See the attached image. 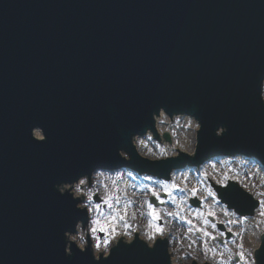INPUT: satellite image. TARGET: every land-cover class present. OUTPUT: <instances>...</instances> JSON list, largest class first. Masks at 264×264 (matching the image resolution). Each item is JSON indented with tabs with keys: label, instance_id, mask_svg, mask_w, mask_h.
Returning <instances> with one entry per match:
<instances>
[{
	"label": "water",
	"instance_id": "water-1",
	"mask_svg": "<svg viewBox=\"0 0 264 264\" xmlns=\"http://www.w3.org/2000/svg\"><path fill=\"white\" fill-rule=\"evenodd\" d=\"M262 78L264 0H0V264H92L64 255L63 232L84 216L53 186L97 168L168 179L218 157L264 166ZM161 107L201 123L194 158L135 155L130 137ZM213 187L239 216L259 206L235 182ZM157 241L121 244L102 264H168ZM258 247L264 264V233Z\"/></svg>",
	"mask_w": 264,
	"mask_h": 264
},
{
	"label": "rangeland",
	"instance_id": "rangeland-1",
	"mask_svg": "<svg viewBox=\"0 0 264 264\" xmlns=\"http://www.w3.org/2000/svg\"><path fill=\"white\" fill-rule=\"evenodd\" d=\"M181 127L176 125L175 128L163 133L169 136V142L164 141L163 136L158 138L154 136L153 140L161 144H175ZM241 158L242 162L223 157L188 168L193 171L195 178L196 185L193 188H188L186 180L180 177L181 170L177 171L178 169L170 171L171 175L169 174L168 179H158L129 168L112 171L113 175L119 173V179L115 180L114 185H109L111 196L109 202H104L109 194L101 189L95 195L99 202L93 200V204L99 207L93 208L88 214L89 220L94 215L103 223V229L97 228L96 237L102 242L105 237L123 235L135 229L134 233L141 240L152 236L156 240L166 239L170 247L189 251L195 248L201 253L206 251L212 264L223 262L225 257L219 254L225 245L237 253L241 249L255 250L259 245V239L251 236L250 232H258V237L264 233V214H262L264 213V166L256 165L253 157ZM216 160L220 162L217 163ZM250 166L262 171L263 179L260 184H256L252 177L248 176L247 170ZM228 181L237 183L259 202L254 215L239 216L220 202L211 184L223 187ZM131 193L136 195L133 196ZM151 197L154 198L155 205L150 202ZM194 198L200 202L198 208L192 207L189 203ZM80 199L83 200L85 197L81 196ZM149 206L156 212V218L150 215ZM217 224L222 225L232 237L225 238L224 233L217 229ZM169 226L173 231L176 228L180 229L178 237H173L171 232L165 231ZM248 236L250 239L247 240ZM220 239L222 243L217 242ZM235 257L240 262V255ZM194 258L199 264L206 263L203 262L204 258ZM174 264L179 263L175 260Z\"/></svg>",
	"mask_w": 264,
	"mask_h": 264
},
{
	"label": "clouds",
	"instance_id": "clouds-1",
	"mask_svg": "<svg viewBox=\"0 0 264 264\" xmlns=\"http://www.w3.org/2000/svg\"><path fill=\"white\" fill-rule=\"evenodd\" d=\"M259 102L261 107L264 108V78L259 81ZM151 121V129L146 128L143 135L137 133L130 137L129 143L135 155L138 158L141 156L143 157L139 159L147 161L148 157H152L154 159L149 161L150 163L163 161L174 153L177 145L186 147L191 154V158L196 156L198 144L197 136L202 127L198 119L189 114L182 113L172 114L170 116L166 113V110L161 107L151 114ZM176 125H181L184 128V144H181L179 140L172 145L167 143H156L153 140V128L161 129V136H163L164 132H168L170 129L175 128ZM37 130L42 134L39 135V139L34 136V132H37ZM226 131L227 129L225 127H217L214 135L220 138ZM30 137L36 143H43L46 141V134L40 127L32 128ZM117 155L124 162L130 160L129 154L124 150H118ZM117 179H119V173L113 175L112 171L110 172L106 169L97 168L90 173L77 176L71 182L60 183L53 186L60 196L67 194L72 201L76 202V210L82 212L84 216L83 220H77L75 222L71 230L63 232V253L66 257L72 256L73 249H75L81 254H85L86 252L89 253L92 264H102V261L109 260L112 251L121 244L124 246H131L134 242H139L148 251L154 250L157 246L158 241L152 236H148L146 239L141 240L134 235L135 229H133L132 232H125L123 235L117 234L113 237H105L102 242L96 237L95 233L97 228L103 229V223L94 215L91 220H89L88 214L92 212L93 208L99 207L93 204V196L99 193L101 189H103L106 194H109V185H114ZM131 195L135 196L136 193H131ZM81 196L85 197V199L81 200ZM110 198L111 196L109 194L104 202L108 203ZM117 201H119L118 197ZM78 205L79 210L77 207ZM109 206L111 207V205ZM84 209L87 211H84ZM165 231L171 232L173 237H178L180 229L176 228L175 231H173L171 226H169ZM141 235H143V233H141ZM250 235L259 239L258 232H250ZM159 242L164 243L163 240ZM260 249L261 247H257L255 250L241 249V251L237 253L234 252L232 248L228 247V245H225L219 255L225 257L222 264H232L234 257L238 254L241 257L238 264H258L257 253ZM191 254L195 256V248H193ZM166 256L168 258V264H170V260H173V258L170 256V249L167 245ZM175 259H179V254Z\"/></svg>",
	"mask_w": 264,
	"mask_h": 264
},
{
	"label": "bare ground",
	"instance_id": "bare-ground-1",
	"mask_svg": "<svg viewBox=\"0 0 264 264\" xmlns=\"http://www.w3.org/2000/svg\"><path fill=\"white\" fill-rule=\"evenodd\" d=\"M182 129L180 130V135H179V138L178 140L180 141L181 144H184L185 143V140H184V128L181 127ZM154 132H155V135H157L156 137H160L161 136V130L159 128H154ZM154 134V133H153ZM154 136V135H153ZM186 152H185V151ZM173 156H187V157H191V154L190 152L187 150L186 147H180L179 145L176 146L175 148V151L174 153L172 154ZM172 155H170L169 157H171ZM169 157L165 158L164 160L168 159ZM242 156H232V157H229V158H233V159H236L237 161L239 162H242ZM246 158V157H245ZM249 159V158H248ZM163 160V161H164ZM217 163L220 162V160H216ZM177 171H180V170H177ZM247 174L249 177H252V180L256 183V184H260L261 183V180L263 179V176H262V171L256 169L255 167L253 166H250L248 167V170H247ZM171 175V174H170ZM180 177L182 179H185L186 182H187V186L188 188L189 187H194L196 185V182H195V178H194V175H193V171L188 169V168H184L181 170V173H180ZM157 178V177H156ZM159 179V178H158ZM212 206V204H211ZM134 235L137 236V234L134 233ZM138 237V236H137ZM139 238V237H138ZM141 239V238H140ZM247 240L250 239V237L248 236V238H246ZM158 240H163L164 239H158Z\"/></svg>",
	"mask_w": 264,
	"mask_h": 264
},
{
	"label": "flooded vegetation",
	"instance_id": "flooded-vegetation-1",
	"mask_svg": "<svg viewBox=\"0 0 264 264\" xmlns=\"http://www.w3.org/2000/svg\"><path fill=\"white\" fill-rule=\"evenodd\" d=\"M216 158H214L213 160H215ZM218 159V158H217ZM211 160V161H213ZM209 161V162H211ZM208 162V163H209ZM214 185L211 184V187L213 188L214 190ZM215 191V190H214ZM219 226H222L220 224H217V229L224 233L225 235V238L227 237L228 239L232 237V235L230 233H228L224 227L222 226V229H220ZM217 242L219 243H222V240H218ZM167 246L168 248L170 249V256L173 258V260H170V264H174V261L176 260L175 258L177 257V255L179 254V259L177 260L179 264H199V262L196 261V259L194 257H198V258H204V261L203 262H206L204 264H212L210 262V260L208 259L209 258V255L206 254L205 252L206 251H202V253L198 250H196V254L194 257H191L193 256L191 253L192 251L190 250H184L183 248H176V247H170V245L168 244L167 242ZM166 248V247H165ZM238 263V258L237 257H234L233 261H232V264H237ZM222 264V262L220 263Z\"/></svg>",
	"mask_w": 264,
	"mask_h": 264
},
{
	"label": "snow or ice",
	"instance_id": "snow-or-ice-1",
	"mask_svg": "<svg viewBox=\"0 0 264 264\" xmlns=\"http://www.w3.org/2000/svg\"><path fill=\"white\" fill-rule=\"evenodd\" d=\"M149 207H150V215H152L153 218H156V216H157L156 212L151 209V206H149ZM262 214H264V213H262Z\"/></svg>",
	"mask_w": 264,
	"mask_h": 264
}]
</instances>
